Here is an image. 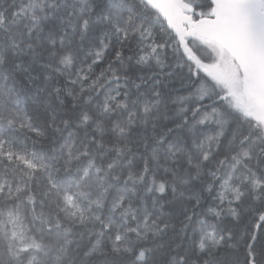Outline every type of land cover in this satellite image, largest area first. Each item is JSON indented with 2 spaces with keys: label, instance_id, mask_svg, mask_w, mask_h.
Wrapping results in <instances>:
<instances>
[{
  "label": "snow or ice",
  "instance_id": "snow-or-ice-1",
  "mask_svg": "<svg viewBox=\"0 0 264 264\" xmlns=\"http://www.w3.org/2000/svg\"><path fill=\"white\" fill-rule=\"evenodd\" d=\"M0 264H264V0H0Z\"/></svg>",
  "mask_w": 264,
  "mask_h": 264
},
{
  "label": "trees",
  "instance_id": "trees-1",
  "mask_svg": "<svg viewBox=\"0 0 264 264\" xmlns=\"http://www.w3.org/2000/svg\"><path fill=\"white\" fill-rule=\"evenodd\" d=\"M174 87L178 90V92H179L180 94H183L184 91H185L184 89H182V88L180 87V84H179L178 82H176V83L174 84ZM175 94H177V93H176V92H173V93H172V95H175ZM22 138H23V137H21V139H22ZM40 140H41L43 143H38V144L36 145V148H37V149H40L41 147H43V146H45V145H47V144L50 143V140H49L47 137H42V138H40ZM166 207H167V206H166ZM246 219H247V218H245V221H242L241 224L237 226V229H238V230H239V229H243V228L245 227ZM238 234H239V233H238ZM258 235H259V233H258ZM225 252L231 253L230 258H232V259L239 258V260H240L241 262H242L243 259H244V247H243L242 244L239 246V250H238V251L230 250V249H225ZM98 259L103 260V259H107V258H106V257H99Z\"/></svg>",
  "mask_w": 264,
  "mask_h": 264
}]
</instances>
